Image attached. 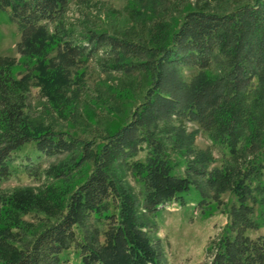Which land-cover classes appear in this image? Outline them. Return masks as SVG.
I'll return each mask as SVG.
<instances>
[{"label": "trees", "instance_id": "obj_1", "mask_svg": "<svg viewBox=\"0 0 264 264\" xmlns=\"http://www.w3.org/2000/svg\"><path fill=\"white\" fill-rule=\"evenodd\" d=\"M151 1L137 0L142 6ZM68 7L69 0H0V10L21 32L19 50L34 62L16 79L11 73L14 60L0 59V181L19 170L37 175L44 159L67 154L66 162L45 172L53 178L48 195L28 190L0 198V264H70L63 257L71 251L79 264H167L160 243L150 236L161 213L187 206L195 189L201 211L218 207L191 177L204 180L218 195L230 190L235 198L224 211L227 224L207 250L208 264H264V0L227 14L190 10L166 43L153 45H133L96 31L75 40L63 19ZM104 50L118 55L116 70L142 67L149 72L145 101L129 122L98 143L30 127L22 119L15 100L33 79L47 97L58 98L72 84L69 70ZM52 52L61 65L54 64ZM127 54L147 58L135 65L127 62ZM214 66L216 76L201 73L191 85L177 76L179 68L202 72ZM173 118L200 126L239 165L209 173L207 167L215 160L204 157L200 166L185 165L187 175L179 174L183 164L168 143L172 150L191 155L198 131L188 135L170 127ZM164 132L168 141L159 135ZM28 149L34 152L17 163ZM88 162L89 174L73 190L52 186ZM119 168L138 181L137 194L120 180ZM39 211L47 216L40 217ZM25 216L48 223L34 231ZM88 221L106 226L103 241L98 230L90 236L81 231Z\"/></svg>", "mask_w": 264, "mask_h": 264}, {"label": "rangeland", "instance_id": "obj_2", "mask_svg": "<svg viewBox=\"0 0 264 264\" xmlns=\"http://www.w3.org/2000/svg\"><path fill=\"white\" fill-rule=\"evenodd\" d=\"M254 0H153L147 5H139L137 0H69V7L63 19L66 27L74 30V39L79 40L81 35L87 32H106L109 36L121 41H129L133 45L149 44L155 42L166 43L168 34L178 27L180 20L190 10H205L212 13L227 14L235 8L253 3ZM53 26L49 27L52 32ZM22 42L21 32L17 25L10 22L6 13L0 10V59L14 60L11 73L14 78H21L23 73L30 69L34 63L28 56H24L19 50ZM52 52L51 59L55 65H61ZM127 62L133 61L135 65L146 61V56L127 54ZM118 55L101 51L95 57L82 58L76 68H71V85L66 93L58 94V98H49L32 80L30 88L24 96L19 97L16 105L22 108V119L30 127L49 129L55 133H69L86 142H103L107 136L115 133L124 126L145 101V94L150 85L149 72L145 68L133 70H116L119 62ZM214 77L219 73L217 66L207 71L179 68L177 76L181 77L185 85L194 84L200 74ZM170 74V72H169ZM170 79V75L168 77ZM14 98V97H13ZM170 127L182 128L188 135L198 131L192 142V151L184 155L183 151L171 148V154L183 164L177 172L187 175L185 165L192 163L200 166L206 157L215 160V163L207 167L209 173L215 168H223L227 164L230 167L238 166L237 161H230L225 156L226 151L215 147L209 136L200 129V126L184 120L173 118ZM160 130L165 125H160ZM161 132V131H160ZM158 133V131H156ZM169 134V133H168ZM167 133H159L164 140H169ZM34 152L28 149L21 153L17 163ZM177 152V153H176ZM145 159V154L139 156ZM67 154L44 159L39 174L19 170L8 180L0 181V198H10L18 192L34 191L48 195L46 190L53 183V178L45 172L59 167L66 162ZM91 163L88 162L65 182H58L52 186L68 187L73 190L83 178L89 174ZM120 180L135 194L139 192V183L128 172L122 169L116 171ZM194 185L205 190L209 199L214 200L218 206L206 212L197 207L196 200H201L197 189L188 197L185 207L175 205L166 208L156 219V227L150 236L153 242L160 243L164 250L167 264H208L211 256L207 250L220 230L227 224V214L224 212L235 203V198L230 190L219 195L215 189L205 186L202 179L191 177ZM215 195V197H214ZM214 197V198H213ZM52 208V207H51ZM56 214L59 210L55 209ZM40 212V217L47 214ZM49 217V215H48ZM54 217H51V219ZM24 219L34 224V231H40L48 221L32 219L25 216ZM106 226H100L98 222L88 221L81 231L90 236L98 230L101 232L100 241L104 240L102 231ZM74 251L64 255V260H70V264H79Z\"/></svg>", "mask_w": 264, "mask_h": 264}]
</instances>
